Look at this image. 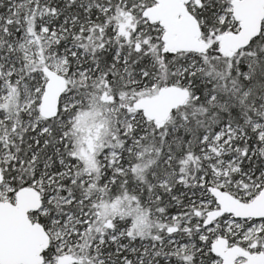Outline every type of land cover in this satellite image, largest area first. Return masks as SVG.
Here are the masks:
<instances>
[{"label":"snow or ice","instance_id":"1","mask_svg":"<svg viewBox=\"0 0 264 264\" xmlns=\"http://www.w3.org/2000/svg\"><path fill=\"white\" fill-rule=\"evenodd\" d=\"M0 264H264V0H0Z\"/></svg>","mask_w":264,"mask_h":264}]
</instances>
